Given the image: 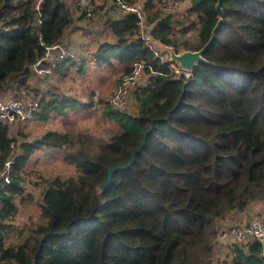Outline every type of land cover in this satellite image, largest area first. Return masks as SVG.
<instances>
[{
	"label": "trees",
	"instance_id": "obj_1",
	"mask_svg": "<svg viewBox=\"0 0 264 264\" xmlns=\"http://www.w3.org/2000/svg\"><path fill=\"white\" fill-rule=\"evenodd\" d=\"M38 1L0 0V95L31 91L39 103L31 119L38 120L78 105L96 107L111 127L104 142L89 132L55 130L18 141L11 132L16 125L0 120V169L16 153L11 183L0 196V261L264 264L256 241L235 244L230 252L216 243L227 216L257 207L255 214L264 215V0H221L224 15L202 54L206 61L188 77L154 55L134 15L117 18L104 0H92L91 16L80 9L88 19L99 12L112 38L98 43L91 63L113 66L116 60L121 77L135 63L143 65L127 108L110 106L107 95L95 99L93 90L85 99H66L57 86L41 93L29 87L32 63L45 46L62 42L75 20L69 0ZM174 1L143 0L148 36L176 52L202 48L218 20L217 0H181L179 9H169ZM66 40L77 58L61 63V77L71 67L77 74L86 67L73 40ZM41 147L63 149L74 171L35 182L39 217L14 225L24 167ZM132 155L102 188L107 168L127 164Z\"/></svg>",
	"mask_w": 264,
	"mask_h": 264
},
{
	"label": "rangeland",
	"instance_id": "obj_2",
	"mask_svg": "<svg viewBox=\"0 0 264 264\" xmlns=\"http://www.w3.org/2000/svg\"><path fill=\"white\" fill-rule=\"evenodd\" d=\"M77 1H68L75 20L72 27L66 31L64 40H73L79 56L83 57L84 55L83 58L86 60L84 63L86 67H83L84 71L77 74L78 67L75 66L71 67L63 77L59 75V72L54 78L33 74V77H29L27 82L29 87L40 88L37 90L39 93H41L40 90H52L53 86H57L58 91L65 94L66 99L70 97L85 99L91 90H93V95L97 92L99 97L102 95L111 96L120 85L122 66L118 65L116 60H114L113 66L101 65L97 67L91 63L93 60L91 58L92 54L96 51L98 43L112 40L110 32L105 28L103 18L99 12L94 13L91 19L82 17L81 8L77 5ZM92 27L97 29L94 31ZM83 41L84 44H82ZM80 61L79 59L78 65ZM183 71L184 76L187 75L186 77H188L190 75L191 71L185 69ZM143 77L144 75L142 79ZM1 95L2 99L17 96L20 99L27 100L33 97V93L26 89L24 93L12 89ZM19 124L11 129L12 134L16 136L18 141H22V139L30 141L41 136L47 130H55L60 133H71L72 135L79 132H89L94 141L104 142L108 138V128L111 127L110 123L102 117L99 109L96 107L84 108L81 105L73 109L67 108L64 114H56L52 111L46 120L30 119ZM18 131L23 132L24 136L18 135ZM65 156L66 152L63 149L55 147H41L32 152L24 167V172H26L25 180L22 182L24 196L16 199L18 213L14 219V225L27 226L39 217L40 212L35 198L38 188L34 184L35 182H39L41 178L47 179L73 173L74 166ZM258 211H260L259 207L241 214H231L227 216L226 221H220L221 226L219 228L249 220L248 218L251 219L254 215H257L255 213Z\"/></svg>",
	"mask_w": 264,
	"mask_h": 264
},
{
	"label": "built area",
	"instance_id": "obj_3",
	"mask_svg": "<svg viewBox=\"0 0 264 264\" xmlns=\"http://www.w3.org/2000/svg\"><path fill=\"white\" fill-rule=\"evenodd\" d=\"M78 4L86 16L92 15L94 6L92 0H79ZM181 5L182 1L177 0L170 2L168 8L179 9ZM104 7L111 8L114 16L120 19L130 14L134 15L141 37L145 38L148 46L153 50L154 55L160 58L162 63H167L174 74H184L183 69L176 63L171 62L166 53L164 55V53L154 46L151 38L148 36L144 24L143 0H136L134 2H128L127 0H104ZM36 9L39 10L38 4L36 5ZM37 21L38 24L41 23L40 13H38ZM75 58H77V54L71 44L67 40H63L51 46H45L43 55L32 63L31 72L32 74L54 78L62 62ZM143 72V65L141 63H135L133 70L129 74L121 77L117 90L106 98L108 104L112 107L127 108L129 106V91L133 86L135 87V84L142 81ZM20 91L24 93L25 89H21ZM98 97L97 92H95L94 98L97 99ZM38 107V101L33 98L23 100L17 96H12L11 98L0 99V120L13 125L26 122L33 117ZM10 148L14 151L15 145L10 143ZM15 157L16 153L12 152L0 169V196L7 190L8 185L11 183V171ZM251 241H256L259 244L260 254L264 257V215H254L251 219L239 224L221 227L216 237V243L223 252H230L235 244ZM0 264L5 263L0 261Z\"/></svg>",
	"mask_w": 264,
	"mask_h": 264
},
{
	"label": "water",
	"instance_id": "obj_4",
	"mask_svg": "<svg viewBox=\"0 0 264 264\" xmlns=\"http://www.w3.org/2000/svg\"><path fill=\"white\" fill-rule=\"evenodd\" d=\"M215 10L218 13V20L216 21L215 25L213 26L211 32H210V37L209 39L206 41V43L202 46V48L195 50V51H191V50H181L179 52H176L175 49L172 46H168L165 45L161 42H159L158 40H155L153 38H151V41L153 42L154 46H156L158 49H160V51L162 53H166L169 57V60L171 62L176 63L180 68L191 71L192 68L197 65L198 62H205L206 60L203 58L202 54L204 52V50L210 45V43L212 42L213 38H214V34L216 32V30L218 29V27L220 26V23L222 21L223 18V10L221 7V0H217L216 4H215ZM133 159V155L131 160L125 164V165H112L109 166L106 170V179L105 181L102 183L101 187L104 188L106 186H108L111 182V175L112 172L118 168H124L126 167Z\"/></svg>",
	"mask_w": 264,
	"mask_h": 264
}]
</instances>
